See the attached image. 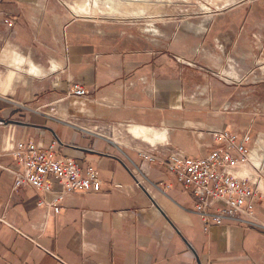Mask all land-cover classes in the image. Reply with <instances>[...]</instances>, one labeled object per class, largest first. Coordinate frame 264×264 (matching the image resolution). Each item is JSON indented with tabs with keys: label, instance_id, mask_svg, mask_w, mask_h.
I'll list each match as a JSON object with an SVG mask.
<instances>
[{
	"label": "crops",
	"instance_id": "0c3cea01",
	"mask_svg": "<svg viewBox=\"0 0 264 264\" xmlns=\"http://www.w3.org/2000/svg\"><path fill=\"white\" fill-rule=\"evenodd\" d=\"M62 1L1 2L13 27L0 21V166L20 168L12 153L33 141L93 168L102 187L67 196L54 215L39 206L54 193H12L0 168V264H264L263 230L206 227L166 167L172 153L195 159L222 146L201 132L264 134V0L165 22L76 16ZM230 59L239 84L210 74ZM73 83L88 94L69 95ZM255 215L264 222L260 199Z\"/></svg>",
	"mask_w": 264,
	"mask_h": 264
},
{
	"label": "built area",
	"instance_id": "2783aa9c",
	"mask_svg": "<svg viewBox=\"0 0 264 264\" xmlns=\"http://www.w3.org/2000/svg\"><path fill=\"white\" fill-rule=\"evenodd\" d=\"M1 2L2 0L0 5ZM0 21L8 28L13 27L11 16L1 9ZM148 27L152 28L153 23L148 24ZM225 70H229L232 76L223 78ZM240 72L238 65L230 59L224 70L210 71V74L233 85L241 83L237 78ZM87 94L80 83H73L69 91V95L75 97H85ZM204 134L209 135L214 144L222 146L204 157L195 159L187 158L179 152L172 153L166 161L168 172L176 177L184 192L197 199L195 212L206 227L229 220L247 222L264 231V222L257 220L255 215L256 200L264 202V192L261 188V184H264V134L258 133L253 136L251 130L242 134H233L225 130L199 133L200 136ZM43 136L44 132L41 133V137ZM232 152L238 157H234ZM12 154L19 160L21 167L14 169L0 166L13 175L12 193H17L22 188L54 193L50 201L45 199L39 201V206L47 208L54 215L60 213L67 196L78 192L90 193L101 190L102 181L96 170L89 166L82 168L71 158L53 159V146H50L47 152L33 141L28 144L18 143ZM140 155L150 162L156 161L150 153L141 152ZM241 166L250 167L253 173L237 174ZM55 185L59 186V192H54ZM219 204L221 207L217 212L209 211Z\"/></svg>",
	"mask_w": 264,
	"mask_h": 264
},
{
	"label": "rangeland",
	"instance_id": "374dc122",
	"mask_svg": "<svg viewBox=\"0 0 264 264\" xmlns=\"http://www.w3.org/2000/svg\"><path fill=\"white\" fill-rule=\"evenodd\" d=\"M236 0H63L76 16L97 20H186ZM75 2V4H74ZM79 10V11H78Z\"/></svg>",
	"mask_w": 264,
	"mask_h": 264
},
{
	"label": "bare ground",
	"instance_id": "6f19581e",
	"mask_svg": "<svg viewBox=\"0 0 264 264\" xmlns=\"http://www.w3.org/2000/svg\"><path fill=\"white\" fill-rule=\"evenodd\" d=\"M227 76H232V74H230L229 70H225L224 73H223V78ZM239 77V76H238ZM237 77V78H238ZM136 129V128H135ZM134 130V129H133ZM133 132V131H132ZM134 133L137 135V136H140V137H143L145 140L149 141V142H155L158 138H159V134L157 132H153V133H150V132H147L146 130L144 129H137L136 131L134 130ZM261 188L264 192V184L262 183L261 184Z\"/></svg>",
	"mask_w": 264,
	"mask_h": 264
}]
</instances>
